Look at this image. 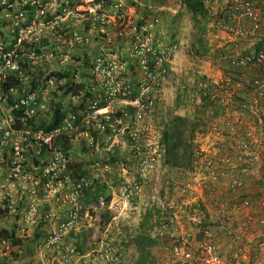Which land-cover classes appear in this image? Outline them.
Returning <instances> with one entry per match:
<instances>
[{"label": "rangeland", "instance_id": "374dc122", "mask_svg": "<svg viewBox=\"0 0 264 264\" xmlns=\"http://www.w3.org/2000/svg\"><path fill=\"white\" fill-rule=\"evenodd\" d=\"M1 1L13 5H0V42L14 70L0 123L13 110L22 149L64 120L70 128L53 141L67 166L50 185L52 154L27 146L15 176L0 163V264H175L174 247L204 244L226 264H264V101L250 86L264 62L239 63L264 51V23L232 20L233 0H202L195 17L181 0ZM82 184L94 198L77 189L66 231Z\"/></svg>", "mask_w": 264, "mask_h": 264}, {"label": "built area", "instance_id": "2783aa9c", "mask_svg": "<svg viewBox=\"0 0 264 264\" xmlns=\"http://www.w3.org/2000/svg\"><path fill=\"white\" fill-rule=\"evenodd\" d=\"M0 5L3 7L5 6L6 9L12 10L13 5L12 4H6L4 1L0 2ZM229 17L232 20H240L244 19L249 21L251 27L258 28L262 23H264V10L259 8L257 5H254L250 0H233L231 6H229ZM22 10L19 8L17 10H13L10 12L11 18L9 20V27L14 28L18 25L19 20L22 18ZM12 31V29H11ZM144 31V29H143ZM237 34L243 35L246 32L241 28L237 27L236 31H234ZM19 37V35L17 36ZM17 42H20V39L17 38ZM1 42H0V87L5 82L6 78V68H13V65L10 63V59L2 54L1 50ZM163 61V57H159L156 59V64L161 66V63ZM243 62L244 64L249 65H255L260 66L264 62V51L258 50L253 53L252 56H246L243 59L239 61ZM14 70V69H12ZM93 72L96 76H100L104 71L102 67V63L99 59L96 60V63L93 66ZM161 73H164V70L161 69ZM251 88H254V95L253 99L254 101H264V79H260V81H252L251 82ZM121 96L123 99H126L129 97V90L125 88L121 91ZM0 102H4V99L2 97V94L0 93ZM129 106L132 108H140L141 107V101L137 98H132L126 102ZM24 102L20 101L19 104L14 105V108L20 107V105H23ZM130 107V108H131ZM131 108V109H132ZM100 108H95V112L99 110ZM264 109V105H263ZM13 111V110H12ZM11 111V114H12ZM11 114H7L6 116L1 118L2 130L0 133V163L7 162V165L9 164L11 175L15 176V173H19V167L20 164L24 161L23 159V153L25 154L27 148L36 149V154L39 157L42 153H49L52 154V161L51 165L55 162H58L60 167H47L42 172V176H47V178H44L46 180L44 182L45 186H48L51 184V176L49 175L51 172L54 174L55 170H60L64 172L67 161L65 160V157L60 152H57L53 150V141L62 136L61 131H67L70 128L69 123L64 120L63 122L59 123L56 126H53L52 128H49L48 130L38 133H35L31 136V141L29 144L24 146V148H21V145L24 144L27 141L28 133H22L19 129V127H14L15 121L12 118ZM108 120V119H106ZM108 122V121H107ZM23 134H26L25 136ZM30 135V134H29ZM28 146V147H27ZM7 148V152L9 154V157H4L5 149ZM41 152V153H40ZM32 170H35V168H32ZM76 189H73V195L69 199V203L72 205V209L68 213V219L66 222L62 223L61 227L65 229L66 231H70L73 228V224L76 221L77 218V208L76 206L79 205L78 201L74 198V195H77L79 192L77 189L86 187L85 184H82L80 187L79 185L75 186ZM95 208L103 209L108 208L107 203L104 201L103 198L97 197L94 201ZM90 208L92 206L90 205ZM57 233V232H53ZM58 236L56 234L53 235L52 239L53 241L56 240ZM172 257L175 261V264H226L225 261L221 259V257L218 255V253L215 251L214 247L210 244H204L202 246H199L196 248L195 252L193 253L189 248L186 246L178 245L172 249Z\"/></svg>", "mask_w": 264, "mask_h": 264}, {"label": "trees", "instance_id": "16d2710c", "mask_svg": "<svg viewBox=\"0 0 264 264\" xmlns=\"http://www.w3.org/2000/svg\"><path fill=\"white\" fill-rule=\"evenodd\" d=\"M184 7L186 8L187 11H189V13L195 17V16H202L204 14V8H203V5H202V0H181ZM58 78H64L66 77V74H63V75H57ZM81 86H78V88H80ZM101 108V107H99ZM165 151L167 153H169L171 150L168 149H165ZM83 192H84V196L86 198V200L88 199H92L91 197L94 198V194L91 192L90 190V187H84L83 188ZM87 200V201H88ZM6 232H4L5 234ZM6 236V234H5Z\"/></svg>", "mask_w": 264, "mask_h": 264}, {"label": "crops", "instance_id": "0c3cea01", "mask_svg": "<svg viewBox=\"0 0 264 264\" xmlns=\"http://www.w3.org/2000/svg\"><path fill=\"white\" fill-rule=\"evenodd\" d=\"M215 1H216V0H215ZM224 1H225V0H220V3H221V2H224Z\"/></svg>", "mask_w": 264, "mask_h": 264}]
</instances>
